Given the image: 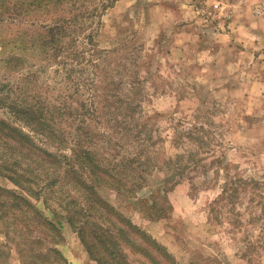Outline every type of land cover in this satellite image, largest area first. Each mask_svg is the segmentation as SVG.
I'll return each instance as SVG.
<instances>
[{"label": "rangeland", "instance_id": "obj_1", "mask_svg": "<svg viewBox=\"0 0 264 264\" xmlns=\"http://www.w3.org/2000/svg\"><path fill=\"white\" fill-rule=\"evenodd\" d=\"M102 1L47 60L0 63V119L38 147L0 132V264H264V0Z\"/></svg>", "mask_w": 264, "mask_h": 264}, {"label": "trees", "instance_id": "obj_2", "mask_svg": "<svg viewBox=\"0 0 264 264\" xmlns=\"http://www.w3.org/2000/svg\"><path fill=\"white\" fill-rule=\"evenodd\" d=\"M90 1L92 2V0H0V46H2L1 48L3 49L5 48V51L10 52L8 56L0 58V63H4L7 66L6 68L9 69L11 67H17L20 62H24L25 57L33 59L36 55H39L43 56L45 58L44 60H47L48 53L55 51V32L67 31L66 35L68 37H66V40H69L73 35L74 29L79 27V22H77V18L68 17V15H70V13L74 14L80 9V7L87 5ZM115 1L116 0H103L101 7L103 9L102 11H106L110 8ZM98 11L99 10L97 9L95 13H98ZM48 15L52 18L51 22H48ZM92 15L93 17L98 16V14L96 15L94 13ZM79 17H84V14L80 12ZM53 53L54 52L51 54ZM2 68L3 66L0 65V69ZM4 81L3 78H0V93H2L4 87H6ZM15 89V97L19 101L15 99V102H12L8 107L20 120H23L32 131L42 136H48V104L42 102L38 95H34L31 97V101H27V104L24 102L22 103L23 105H26L23 108L20 103V86L18 85ZM8 96L9 94L6 96H0V105L3 104V101L6 102L5 107L9 104V101H7ZM103 98L106 99L110 107L113 106V104H116L117 98L125 99L121 97L115 87L112 89L108 88L105 91ZM125 116L126 114L119 115L118 120L120 123H128L127 120L123 119ZM4 129L8 131L2 133L4 136L10 138L17 136L20 141L26 143L24 147L27 146L28 143V145L38 148L28 135L17 131L0 119V132ZM72 140L75 144L79 143V139L76 137ZM19 150L21 154H26L21 147ZM37 150L43 152L42 149ZM74 151L76 150L74 149ZM84 153L86 154L84 158L85 163H88L86 166L88 168L91 167V170H94L96 175H99V171L101 175V177L98 178L99 182L106 183V180L103 177L106 170L100 167L97 168V165L91 164L93 158L92 155H94V153L90 149L89 151H84ZM81 158L79 155L78 159L80 161H82ZM42 165L48 167L46 163H42ZM22 178L26 179V174H24ZM19 182L20 185H22L21 181ZM19 199L28 204L29 207L34 208V205H32L25 197ZM93 200L101 204L100 207L105 206L106 202L102 201V199ZM106 207L114 210V208L109 205H106ZM33 212L37 217L43 219L42 214L39 213L38 210ZM44 220L48 225V220ZM105 220L107 219L105 218ZM97 224L100 223L98 222Z\"/></svg>", "mask_w": 264, "mask_h": 264}]
</instances>
